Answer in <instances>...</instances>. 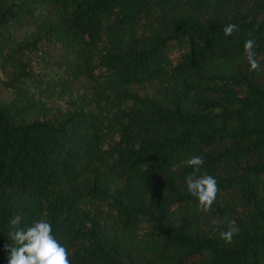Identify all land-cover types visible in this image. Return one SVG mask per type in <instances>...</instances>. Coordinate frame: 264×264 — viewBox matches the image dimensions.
<instances>
[{"label": "trees", "instance_id": "16d2710c", "mask_svg": "<svg viewBox=\"0 0 264 264\" xmlns=\"http://www.w3.org/2000/svg\"><path fill=\"white\" fill-rule=\"evenodd\" d=\"M0 84V264L39 219L70 264H264V0H0Z\"/></svg>", "mask_w": 264, "mask_h": 264}, {"label": "clouds", "instance_id": "9594fccd", "mask_svg": "<svg viewBox=\"0 0 264 264\" xmlns=\"http://www.w3.org/2000/svg\"><path fill=\"white\" fill-rule=\"evenodd\" d=\"M238 31V24L229 23L222 27L223 35L233 36ZM256 41L248 39L244 43V57L246 58L250 71H262L260 61L255 51ZM183 164L192 169L186 176L185 183L188 193L197 201V211L208 214L219 193L218 181L212 175L201 172L204 159L201 156H193L183 161ZM13 226L20 223V218L14 217L11 222ZM227 227L220 231V238L230 244L234 236L240 232L234 220L226 221ZM15 247L10 249L8 264H70L69 252L62 246L53 235V229L45 219L35 220L24 229H17L12 234Z\"/></svg>", "mask_w": 264, "mask_h": 264}, {"label": "rangeland", "instance_id": "374dc122", "mask_svg": "<svg viewBox=\"0 0 264 264\" xmlns=\"http://www.w3.org/2000/svg\"><path fill=\"white\" fill-rule=\"evenodd\" d=\"M33 28H34L33 24H31L27 20H24L22 22V25L14 26L12 28V31H13V39L14 40H20V39H22ZM52 53L57 56L59 54V51L56 48H52ZM10 98H11V95L0 84V102H2V101H9Z\"/></svg>", "mask_w": 264, "mask_h": 264}]
</instances>
